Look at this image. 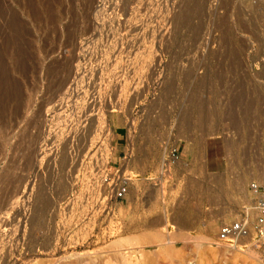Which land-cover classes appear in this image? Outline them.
Here are the masks:
<instances>
[{
	"label": "rangeland",
	"instance_id": "374dc122",
	"mask_svg": "<svg viewBox=\"0 0 264 264\" xmlns=\"http://www.w3.org/2000/svg\"><path fill=\"white\" fill-rule=\"evenodd\" d=\"M262 166L264 0H0V264H263Z\"/></svg>",
	"mask_w": 264,
	"mask_h": 264
},
{
	"label": "built area",
	"instance_id": "2783aa9c",
	"mask_svg": "<svg viewBox=\"0 0 264 264\" xmlns=\"http://www.w3.org/2000/svg\"><path fill=\"white\" fill-rule=\"evenodd\" d=\"M248 189L255 210V217L250 228L247 227L244 218L224 221L219 225L216 237L222 242L232 244L235 240L248 236L252 244L258 249L260 260L264 264V166L260 168L256 176L249 180ZM125 191L124 185L118 186L115 197H123Z\"/></svg>",
	"mask_w": 264,
	"mask_h": 264
},
{
	"label": "bare ground",
	"instance_id": "6f19581e",
	"mask_svg": "<svg viewBox=\"0 0 264 264\" xmlns=\"http://www.w3.org/2000/svg\"><path fill=\"white\" fill-rule=\"evenodd\" d=\"M187 233V232H186ZM189 233V232H188ZM189 235V234H188ZM187 237H189V236H187ZM162 240V239H161ZM121 256V255H120ZM126 257V256H125ZM130 257V256H129ZM128 258V257H127ZM61 259V258H60ZM129 259V258H128ZM128 259H123L124 260V262H123V264H133V262L132 261H130V260H128ZM131 259V258H130ZM64 261V260H63ZM49 262V261H48ZM138 262V261H137ZM86 264V263H85Z\"/></svg>",
	"mask_w": 264,
	"mask_h": 264
}]
</instances>
